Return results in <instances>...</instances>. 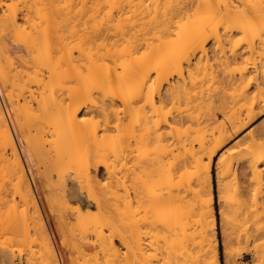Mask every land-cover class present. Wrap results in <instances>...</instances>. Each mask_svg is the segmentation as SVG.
I'll return each mask as SVG.
<instances>
[{"label": "bare ground", "instance_id": "bare-ground-1", "mask_svg": "<svg viewBox=\"0 0 264 264\" xmlns=\"http://www.w3.org/2000/svg\"><path fill=\"white\" fill-rule=\"evenodd\" d=\"M128 1L0 0V191H14L25 246L39 247L38 257L28 249L41 264L57 259L21 144L49 211L54 218L64 214L63 232L71 237L64 242L94 264H185L194 235L201 246L207 241L215 248L214 162L219 189L223 175L234 179L240 169L253 190L241 192L248 195L249 189L252 200L264 203V123L247 129L264 113V0H138V8L132 0L128 7L149 19L135 28L127 18L134 30L124 34L114 26L119 18L125 24ZM115 8L124 11L117 21ZM221 29L229 44L235 33L247 38L241 49L234 46L230 57L216 61L221 69L225 65L216 72L208 57L222 43L215 45ZM229 58L245 65L230 70ZM235 136L233 148L216 159ZM224 233L229 256L231 239ZM261 234L264 221L249 235ZM4 247L0 264H24L21 253L16 257ZM213 256V263H201L220 264Z\"/></svg>", "mask_w": 264, "mask_h": 264}, {"label": "rangeland", "instance_id": "rangeland-1", "mask_svg": "<svg viewBox=\"0 0 264 264\" xmlns=\"http://www.w3.org/2000/svg\"><path fill=\"white\" fill-rule=\"evenodd\" d=\"M103 1V0H102ZM126 1H128V0H125V2ZM140 1V0H139ZM138 0H137V2H136V0H134V2H132V0H129L127 3H124V5H123V10L125 11L126 9H127V7L129 6V4H130V2H132L131 3V5L133 4V8L135 7V5H137L136 7L138 8V2H139ZM172 1V0H171ZM174 1V4L176 3V1L175 0H173ZM181 1V0H180ZM180 1H178L177 0V2H180ZM185 1H187V0H185ZM184 1V3H187V2H185ZM209 1V0H208ZM218 1V0H217ZM217 1H215V2H217ZM223 1V0H222ZM221 1V2H222ZM229 1V0H228ZM231 2H234L235 0H230ZM252 1V0H251ZM210 2H211V0H210ZM213 2H214V0H213ZM214 2V3H215ZM219 2V1H218ZM230 2V3H231ZM237 2V1H236ZM244 2H249V1H246V0H244ZM129 3V4H128ZM135 3V4H134ZM182 3L183 2H181L180 4L182 5ZM125 4H126V6H125ZM128 4V5H127ZM179 4V3H178ZM215 4H217V3H215ZM221 4V3H220ZM248 4V3H247ZM249 4H252V2H249ZM130 5V6H131ZM120 6H122V4L120 5ZM179 6V5H178ZM125 7H126V9H125ZM135 7V8H136ZM181 7V6H180ZM118 9H119V7H117ZM117 8H115L114 10H113V12H112V17L114 18H112L113 19V21L115 20V21H117L118 20V18H119V15L121 16L122 15V13H124V11H122V9L121 10H118ZM130 7H128V9L126 10V13H125V15H123L124 17H121V19L122 18H124L123 19V21H125V24H121L122 22H120V18H119V21H117V22H115L117 25H115L114 26V28H118V32H125L124 34H128L129 33V31H131L130 29H131V27L132 26H135V28H137L136 27V23L138 24V23H141V22H139V21H147V19H149L148 18V15H147V13H142L141 15L142 16H145V14L147 15L146 17H145V19H144V17H142L141 15H139L140 13H139V11H138V16L141 18H143V19H141L140 20V18L137 16V14H135V13H137V10H134V9H129ZM176 9H179V7L178 8H176ZM132 10V11H131ZM121 11H122V13H121ZM127 11H129L128 13H127ZM131 11V12H130ZM136 11V12H135ZM130 13H132V14H130ZM164 13V12H163ZM128 14H130L129 16H127ZM134 14V15H133ZM115 16V17H114ZM130 16H132V18L130 17ZM134 16L135 17H138V18H135V22H134ZM162 17L161 16V14H159L158 15V17ZM164 16V15H163ZM239 16V15H238ZM237 16V17H238ZM243 16V15H242ZM130 17V18H129ZM157 17V18H158ZM241 17V16H240ZM127 18H128V21L131 23H129L128 21H127ZM147 18V19H146ZM160 19H162V18H160ZM130 20H132V21H130ZM136 20L138 21V22H136ZM122 21V20H121ZM120 22V23H119ZM133 22L135 23V24H133ZM124 23V22H123ZM127 23H129L130 25H132V26H130L129 24V26L130 27H128V25H127ZM125 25V26H124ZM128 27V28H127ZM114 28H112V30H111V32H113V35H115V38L117 37V34H114V32L116 33L117 31V29L115 30ZM172 29H176L175 27H172ZM171 29V30H172ZM119 30H121V31H119ZM124 30V31H123ZM132 30H134V28L132 27ZM128 31V32H127ZM172 31H176V30H172ZM219 32H217V33H219V34H221V36H219V40L220 41H218L219 43H216L215 45L217 46V44L218 45H220V43H221V45L220 46H222V48H221V50H220V46L218 47L217 46V48H216V54H213L212 55V51L210 50V57H208V60H209V62L211 63V65L213 66H211L210 64H209V62H208V65H210V67L212 68V69H216L215 71L217 72L219 69H221V68H219L218 66H217V63L220 61V59H222V58H224V60H225V58H228V57H230L231 55H232V53H229V52H231V51H233L232 50V48H234V46L235 47H237L236 49H241L242 48V46H244V43H245V39H244V36H246V34L243 36V33H235V35H233V37L235 38V40H230V44H233V42H234V44L235 45H230L229 44V42L227 41V39H226V37L223 35V29H221V31L220 30H218ZM117 32V33H118ZM122 33V34H123ZM122 34H121V36H122ZM218 34V35H219ZM120 35H119V37H121ZM125 36V35H124ZM222 37V38H221ZM223 37H225L224 39H223ZM118 38V37H117ZM245 38H247V36L245 37ZM226 39V42L224 41V43H223V41L222 40H225ZM214 41V40H213ZM213 41L211 40V42L209 41V46H211V43H213ZM208 44H207V46H208ZM214 44V43H213ZM222 44H225V45H222ZM236 44H237V46H236ZM213 46V45H212ZM238 47H241V48H238ZM219 48V49H218ZM211 49V48H210ZM235 49V48H234ZM218 50H219V52H218ZM222 51H225V52H222ZM221 52L223 53V54H221ZM219 54H221V56L219 55ZM219 55V56H218ZM227 56V57H226ZM246 55H244L242 58L245 60L246 59V57H245ZM218 57V58H217ZM241 57V56H240ZM239 57V58H240ZM245 57V58H244ZM212 58H214V60L212 59ZM218 59V60H216V59ZM220 58V59H219ZM239 58H238V62L237 61H235V62H231V58H229V60H228V66H226L227 68L229 67V65H230V67L228 68V69H233V71H236V70H234V69H236V67L235 66H239V64H243V66L245 65L244 63H245V61L244 60H242L241 62H240V60H241V58H240V60H239ZM264 59V58H263ZM226 60V61H227ZM237 60V59H236ZM216 61H218L217 63H216ZM243 61H244V63H243ZM232 63V64H230V63ZM225 62H221V64H218V65H223ZM235 63V64H234ZM231 65H233V67L231 66ZM224 67H225V65H223ZM222 66V67H223ZM241 67H242V65H240ZM239 66V67H240ZM209 67V66H208ZM216 67V68H215ZM217 67L219 68V69H217ZM223 67V68H224ZM232 67V68H231ZM211 68H209L210 70H211ZM221 69V70H224V69ZM227 68H226V72H227ZM239 68H237V70H238ZM239 71V70H238ZM229 72V71H228ZM227 72V73H228ZM232 72V71H231ZM230 72V73H231ZM234 73H236V72H234ZM233 73V74H234ZM238 73V72H237ZM236 73V74H237ZM217 84V83H216ZM212 87H215V86H212ZM264 123V113L262 114V115H260V116H258L253 122H251L246 128L247 129H250L251 127H257V126H260L261 124H263ZM246 128H244V130L242 131V132H240V136H239V134H238V137H241V135H243V134H241V133H243V132H245V130H247ZM237 136H235L232 140H229L228 142H227V144H225L224 146H222L219 150H218V152H217V155H216V159H217V157L222 153V152H224L227 148H229V147H231V148H233V145H234V142H236L235 140L238 138ZM249 142H246V145L248 144ZM233 144V145H232ZM245 144H244V146H246ZM20 148H19V150H20V155H22L21 156V159H22V162H23V165L25 166V170H26V172H28L27 173V177H29L28 179H29V182H30V185H32V184H34V186L35 187H37V190L36 189H34V187H33V185L31 186V189H32V191H33V193H34V196H35V199H36V201H37V208H38V210H39V213H40V216H41V218L43 219V222H44V224H45V228H46V230H47V232H48V234H49V237L51 238V241H52V244H53V248H54V252H55V257H56V259H57V264H94L95 263V261H93V260H87L86 258H84L82 255H80V254H78V253H76V252H72L71 250H73L72 249V247H71V244H69L70 242L69 241H67V243H65L64 241L65 240H63V239H65L66 238V240L67 239H70L71 237L70 236H68L69 234V231H66V232H63L64 231V229H68L67 228V225L66 224H64L61 220H62V218H63V215L64 214H62V212L61 211H59V214H58V217H55L54 218V216L52 215V213L49 211V209H48V206H47V203L45 202V200H43L44 199V197L45 196H42V195H44V194H42L43 193V190L42 189H40L41 188V184L39 183L40 182V180L39 179H37L38 178V176H37V172H35L34 170H36V168H35V164H34V162H32V164H31V162H30V158H28V154L26 153V151L24 150L25 149V146H24V144H21V146H19ZM235 160L233 161V167H235V168H238L239 167V163H237L236 165H235ZM32 165V166H31ZM34 165V166H33ZM236 166H238V167H236ZM32 168H35L34 170L32 169ZM31 172H30V171ZM35 172V173H34ZM99 174H100V177L104 180V179H106V173H105V170H104V168H101L100 169V171H99ZM30 175H31V178L33 179V181H31L32 179L30 178ZM231 176V174H225V176L223 175V177H222V180H221V183H222V188L221 189H219L218 188V175L216 174V168H215V162L213 163V168H212V172H211V189H212V192H213V195H214V204H213V206H214V211H215V219H216V227H215V230H216V237H217V242H216V247L214 248V247H211L209 244H208V242L207 241H204V244H205V242H206V244L204 245V246H201L202 244H200V242H199V240L198 239H200V238H197V236L198 235H194L196 238H195V240L193 239V241L192 242H190L188 245H187V248H186V251H185V253H184V255L187 257V260H185V264H187V263H189L190 262V264H191V262H192V264H194L195 262H196V260L198 261V262H196V264H202L201 262L202 261H204V259L206 260H209L211 263H213L215 260V258H216V256H213V259L211 258L212 257V255H214L215 253L217 254V258H218V260H219V263L220 264H225L227 261H228V258H231V259H235V261H236V264H259V263H261V264H264V236L262 237V234H261V236L259 235V237H256L255 238V236L253 237H250V233H252L253 234V232H255V230L257 229V227L264 221V203L262 204V207H257L259 204H257V201H258V203H260V201L259 200H257V201H254V200H252L251 198H252V195H251V193L253 192V190L252 189H250V186H251V184H250V180L248 179V178H250V176H248V178H247V176L246 177H242L243 175L242 174H240V169H239V174L237 175V177L235 176H233L234 177V179L232 178V176H231V178H229L230 176ZM240 175H241V177H240ZM37 176V177H36ZM235 178H236V180H235ZM239 178V180H237ZM243 178V179H242ZM38 181H37V180ZM246 181H245V180ZM39 183V185H38V183ZM242 182V183H241ZM246 184V185H245ZM248 184H250V185H248ZM245 185V186H244ZM242 186H244V187H242ZM247 186L249 187V189L250 190H252V192H250V190L249 189H247L246 190V192L248 193V195L247 194H245L244 192V194L246 195H244L241 191H243V190H245V188H247ZM253 187V186H252ZM219 190V191H218ZM4 189H1V191H0V249H2L5 245L8 247V249L10 248L12 251H14L13 253L16 255V257L21 253V255L24 257V264H41V263H39L38 262V260L39 259H36V258H34V256L36 255L37 257H38V255L37 254H39V252H37L36 250H39V247H37L36 245V247L34 246V244H29V246L31 247L30 249H32V250H34V249H36V250H34L35 252V254H34V256H33V254H32V252H30L31 250H29L28 248H29V246H25V243H24V240L26 239L25 238V233L23 234V232L24 231H26V230H24V226H22L23 224L21 223L22 222V216H21V213H20V215L18 216V214L16 215V213L17 212H19L20 211V209H21V207H18L17 208V210L18 211H15V213H14V211L13 210H16V207H14V206H20V203L18 204L17 203V199L15 200V201H13L12 199H13V197H14V191L12 190V189H6V193L8 194V193H10L9 195H10V197H9V195H8V197H6L7 195H6V193H4ZM3 192V193H2ZM250 193V194H249ZM39 194V195H38ZM236 194H238V195H236ZM240 194H242V195H240ZM3 195L6 197H3ZM251 195V196H250ZM239 196H241L243 199L242 200H245V198H246V203H247V206L250 208H247L246 209V205H243V207L240 205V203H239V201H242L240 198H239ZM244 196H245V198H244ZM248 196H249V198H248ZM12 197V198H11ZM41 197V198H40ZM39 198L41 199V201L39 200ZM239 198V199H238ZM6 199V200H5ZM248 199H249V201L250 202H248ZM255 199V198H254ZM11 200V201H10ZM261 200V199H260ZM253 203H255L256 204V208L254 207V205L255 204H253ZM15 202V203H14ZM18 202H19V200H18ZM84 202H85V200H84ZM242 202H244V201H242ZM241 202V203H242ZM249 203V204H248ZM14 204H17V205H14ZM46 204V205H45ZM239 204V205H238ZM242 204H244V203H242ZM251 204H253V205H251ZM260 204V205H261ZM259 205V206H260ZM46 206H47V208H46ZM246 206V207H245ZM253 206V207H252ZM245 207V208H244ZM13 208V209H12ZM22 208H23V206H22ZM236 208V209H235ZM237 208H239L238 210L239 211H241V213L238 211L237 212ZM240 208H241V210H240ZM246 209V210H244V209ZM260 208H262L261 210H259ZM249 209V210H248ZM251 209H256L255 211H253V210H251ZM22 210V209H21ZM221 210V211H220ZM223 210V211H222ZM259 210V211H258ZM236 211V212H235ZM249 211H250V213H249ZM252 211V212H251ZM2 212V213H1ZM12 214H11V213ZM221 212V213H220ZM223 212V213H222ZM244 212V213H243ZM4 213V214H3ZM10 213V214H9ZM50 213H51V215L53 216H51L50 215ZM240 214V215H239ZM244 214V215H243ZM2 215V216H1ZM15 215H16V217H15ZM238 215V216H237ZM243 215V216H242ZM14 216V217H13ZM21 216V217H20ZM239 216H242V217H240V218H238ZM13 217V218H12ZM222 217V218H221ZM244 217H246V218H244ZM2 219H3V221H2ZM54 219L55 220V223H53V221L52 220ZM248 219V221L246 222V220ZM11 220V221H10ZM242 222H241V221ZM243 220H245V221H243ZM9 221V222H8ZM20 221V222H19ZM52 221V222H51ZM3 222H4V224H3ZM19 222V223H18ZM239 222V225L237 224ZM245 222H246V224H245ZM18 223V225H16ZM55 224V225H53V224ZM2 224V225H1ZM15 224V225H14ZM222 224V225H221ZM243 224V225H242ZM5 225V226H4ZM10 225H14V227L13 226H10ZM25 225V224H24ZM242 225V226H241ZM3 226H4V228H3ZM7 226V227H6ZM54 226V227H53ZM9 227H11V228H9ZM58 229V231H59V229H61L59 232H61L60 233V235H58L57 236V234H59L58 232H55V229ZM64 228V229H63ZM225 228V229H224ZM63 229V230H62ZM222 229H224V230H222ZM239 229V230H238ZM18 232H17V231ZM13 231H14V233H13ZM226 231V234L227 233H229V234H227L228 236H230L229 237V239H231V244H229V246H230V248L227 250L228 252H230V254H229V256L224 252V251H226V249H225V242H223L225 239V233L224 232ZM240 231V232H239ZM7 232V233H6ZM33 232V231H32ZM32 232H31V235H33L32 234ZM54 232V233H53ZM237 232H239V234L237 233ZM5 233V234H4ZM237 233V234H236ZM248 235H247V234ZM241 234V235H240ZM223 235V236H222ZM239 235V237L237 238L236 236H238ZM250 237L249 239H247L248 237ZM258 236V235H257ZM262 237V238H261ZM58 238H60V239H58ZM252 238V239H251ZM10 239V240H9ZM239 239V240H238ZM242 239V240H241ZM23 240V241H22ZM27 240V239H26ZM61 240H63V241H61V242H64V244H68V245H65V247H62V245H60V241ZM250 240V241H249ZM3 241H6V242H3ZM71 241V240H70ZM200 241L202 242L203 240H201L200 239ZM238 241H239V243H238ZM23 242V243H22ZM69 242V243H68ZM7 243V244H6ZM223 243H224V245H223ZM241 243V244H240ZM4 246H3V245ZM24 244V245H23ZM207 244H208V246H207ZM240 244V245H239ZM3 246V247H2ZM5 246V247H6ZM13 246V247H12ZM67 246H68V248H67ZM71 247V250H70V247ZM4 247V248H5ZM203 247V248H202ZM207 247H209V250H208V248ZM191 249V250H190ZM217 250L215 253L213 252V253H211L210 252V250ZM192 250H193V252H192ZM211 253V254H209V252ZM152 251H153V249L151 248V249H149V253H151L152 254ZM192 253H191V252ZM206 251H207V253H206ZM155 251H153V253H154ZM32 254V255H31ZM189 254V255H188ZM203 254V255H202ZM189 257H188V256ZM193 255V257H191ZM205 255V256H204ZM207 255V256H206ZM31 256H32V258H31ZM184 256V257H185ZM201 256H204V257H202L201 258ZM15 257V258H16ZM185 257V258H186ZM205 257H207V258H205ZM209 257V258H208ZM199 258H201V259H199ZM204 258V259H203ZM36 259V260H35ZM191 259V260H190ZM189 260V261H188ZM200 260V261H199ZM212 260V261H211ZM34 263H33V262ZM188 261V262H187ZM226 261V262H225ZM31 262V263H30ZM35 262H37V263H35ZM200 262V263H199ZM101 263L102 264H104V261L101 259ZM136 264H138V263H136ZM154 264H162V262L160 261V262H154ZM183 264H184V261H183ZM204 264V263H203ZM227 264V263H226Z\"/></svg>", "mask_w": 264, "mask_h": 264}]
</instances>
